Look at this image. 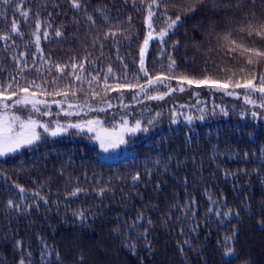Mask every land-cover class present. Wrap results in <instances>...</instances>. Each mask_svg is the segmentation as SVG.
Masks as SVG:
<instances>
[{"label":"trees","instance_id":"1","mask_svg":"<svg viewBox=\"0 0 264 264\" xmlns=\"http://www.w3.org/2000/svg\"><path fill=\"white\" fill-rule=\"evenodd\" d=\"M157 2L149 18L152 0H79V8L72 0H0V89L11 85L8 92H17L9 104L25 95L18 85L41 101L39 112L31 105L10 112L49 125L57 121L56 110L69 105L110 104L129 125L153 121L148 131L127 136L115 155L102 153L84 135L40 130V141L1 157L0 264H18L28 253L31 264H222L218 241L232 231L235 255L223 259L264 264V109L204 89L225 84L224 90L243 95L236 81L264 74V57L253 53L264 51V38L248 34L249 25L264 23V0ZM192 6L194 11L184 10ZM177 14L181 21L165 39L149 44L145 76L140 49L146 20L160 32ZM157 76L163 82L147 88ZM181 76L204 82L180 83ZM139 85L147 96L163 99H148ZM93 89L100 96L93 97ZM77 188L82 191L70 195ZM209 197L217 202L212 207L232 215L208 213ZM79 212L84 222L74 215ZM140 214L143 219L130 227ZM44 245L51 256L41 260Z\"/></svg>","mask_w":264,"mask_h":264},{"label":"snow or ice","instance_id":"2","mask_svg":"<svg viewBox=\"0 0 264 264\" xmlns=\"http://www.w3.org/2000/svg\"><path fill=\"white\" fill-rule=\"evenodd\" d=\"M5 2H8V0H5ZM202 2V0H196V3H200ZM73 6L76 8H79L81 5L79 3V0H72ZM153 5H156L157 7L159 6L157 0H152V3L149 5V18L154 15V13L151 11V8ZM167 7V5H165V8ZM186 12L187 11H194L195 8L194 6L192 7H188L186 9H184ZM23 16H27L28 13L27 12H23L22 13ZM89 20L92 19L91 16L88 17ZM181 21V16L179 14L176 15L175 19H172L171 17L168 18V20L166 21L167 23V28L166 29H161L159 36L161 38H163L164 36L167 35V29H171L173 27H175L179 22ZM36 28L39 29L40 28V23L37 22L36 24ZM149 28H151V24H149ZM12 29L14 32H18V27L16 25L15 22H13L12 24ZM253 33H255L256 35H260L262 38H264V23H261L259 26V29L254 28L252 25H249V29H248V34L252 35ZM35 35V33H33ZM45 37H47V32L44 33ZM55 35L57 37L61 36L62 33L57 30ZM112 35H115V33H112ZM108 34H105V39H107ZM4 39H7V37H2ZM149 38H151V32L149 33ZM37 46L39 48V37L37 36ZM234 43V42H233ZM148 44V38H146L144 40V45L147 46ZM101 47H103V45H101ZM245 51H249L248 49H245ZM254 55L258 56V57H264V51H255L253 50ZM23 55V54H22ZM144 55H145V49L142 47L140 49V66H141V71L144 72L145 76H147V71L144 68ZM174 61L172 62V64L169 65V68H172L174 66ZM247 63L249 65H251L253 63L252 59H247ZM27 66V65H25ZM64 66H60L57 65V71H62ZM79 67L81 69H83V63H81L79 65ZM73 68H76V65H73ZM86 71V70H85ZM112 69L111 67L108 68V73H111ZM75 78L77 80H80L81 77L79 75H76ZM93 80H95L96 78L93 77ZM105 87L103 89V91L106 93L108 91V86H107V75L105 76ZM178 80L180 81V83H184L187 82L189 85L196 83V84H201L204 81H194L192 79H189L186 76H181L178 77ZM89 84L92 83V80L88 81ZM162 79L157 76L155 79L149 78L147 81V88H151L152 85L154 84H160L162 83ZM231 82V81H229ZM31 84H35L34 81L30 82ZM213 86L217 87L218 89H224L226 88L225 84H214ZM19 87V92L20 93H24L25 95L23 96V98L21 99H15L13 104H9L8 101H13V97L17 96V92L12 91V92H8V89L11 88V85H8L7 88L4 89H0V156H4L8 153H14L16 151H18L19 149H21L22 147H26V146H32L34 145L37 141L41 140V135L39 132L36 131L37 127H42L44 128L45 132L49 131V127L47 125H43V124H39L37 120L33 119L31 117V115H29L27 118H22L20 115H17L15 111L13 112H9L10 108H14L15 106H20V107H26L28 105H31L32 110L39 112L40 109L37 107V105L39 103H41V101L35 99L34 97H30L28 95V87L24 86V87ZM36 87H39V85H36ZM235 87L237 88H243L246 90L245 95H244V100L245 103L250 104L254 107H259L264 109V74H261L258 78L256 76H252L251 79H244L242 81H236L235 83ZM140 91L144 92L145 95L147 96V91H146V86L145 85H139ZM170 91L172 90L171 88L169 89ZM180 91H184L183 88H180ZM7 93V94H6ZM55 94L60 95L63 94L65 96H67V92H56ZM76 93L73 92L72 95H75ZM229 95H234L235 93H228ZM253 94H258L256 99H252ZM136 95H139V93H137ZM92 96L93 97H97L100 96V93L95 91V89L92 90ZM135 96H133V100H135ZM148 99H163V96H147ZM106 102V101H104ZM69 107H72V105H69ZM109 107H111V105L109 104ZM99 111H103V108L97 109ZM47 114V113H44ZM69 115H71V113H68ZM227 113H225L226 115ZM252 117L255 118L257 116L256 112H252L251 113ZM261 115H264V113H262ZM203 118V117H201ZM122 122H123V126L120 128L119 132L116 131V129H107L102 127V122L99 119L96 120H88L84 123H78V124H70L68 125V127L71 128H76V129H80L83 130L84 128H87V131L89 132H95L96 136L95 138L99 141L100 144V148L103 149L104 151H108L109 149H115L117 147H119V145L126 143L123 133L127 132V133H135L137 131H148V127L147 125H151L153 123L152 120H148L146 122V125L144 127H142L141 125V121L140 120H136L134 126L132 127H128V121L126 119H124L123 117L121 118ZM189 122H191V117L188 118ZM176 121H173V123H175ZM66 129L64 126H61L59 124H57V127L51 131V135L52 136H57L58 134L64 132ZM139 174H137L136 176L133 177L134 181L139 180ZM16 187L19 189L20 193L22 194V199H27L26 196H24L25 193V189L20 186V185H16ZM82 191V189L77 188L75 191L71 192L70 195L72 196H76L78 195L80 192ZM101 195L103 194L104 190L101 189L100 190ZM34 197H40L41 200L44 201V203H47V200L41 196V194L39 192H34L31 194ZM217 202L215 200H213L211 197H209V204L210 207L208 208V213H214L218 218H226L229 217L230 215H232L231 210H229L228 212H223L220 211L218 208H214L211 205L216 204ZM9 206H13L14 202L9 200L8 201ZM17 208L19 207V205H15ZM188 209H186L185 211H187ZM74 215L77 216V218L81 221L84 222L87 217H85L83 212H79V213H75ZM236 216L239 215V213H235ZM143 219L142 214H140L138 216L137 221H134L130 227H135L136 223H138L140 220ZM149 224H151V221H148ZM261 226L264 227V221H261ZM117 231H119V229H117ZM237 233L235 231H232L231 235H225L222 240L218 241V250L221 252L222 254V264H228L227 261H225L223 258L225 257H230V256H234L235 255V250L234 247L232 246L234 244L235 241V237H236ZM144 239L146 242V245L150 246V242L147 239V229H145V233H144ZM185 243H188V241H185ZM222 245V247H221ZM17 248H21L22 247V242L21 241H16V245ZM130 248H132L133 250L136 247L135 243H131L128 245ZM182 251V249H181ZM41 260H44L45 257H50L51 253L48 251V246L44 245L43 249L41 250ZM58 255V254H57ZM31 260H32V256L31 253L26 254L25 256H22L19 261L18 264H31Z\"/></svg>","mask_w":264,"mask_h":264},{"label":"rangeland","instance_id":"3","mask_svg":"<svg viewBox=\"0 0 264 264\" xmlns=\"http://www.w3.org/2000/svg\"><path fill=\"white\" fill-rule=\"evenodd\" d=\"M149 24H150V22H149V18H148L146 20V27H147L146 38H148V44H147V46H145L144 42H143V45H142V47L145 49V55H146L147 50L149 48V44L152 41H162L166 37V36H164L163 38H161L159 36L160 32H154L151 28H149ZM150 32H151V38H149ZM167 33H168V31H167ZM145 55H144V58H145ZM204 89L205 90L209 89L210 91H215L216 93H219L221 96L231 100L232 102L234 99L236 101L237 98H239V97L242 98V100H241L242 102H245V100H244L245 94H243V93H242L243 95H240L237 93H235L234 95H229L228 93L230 91H226L224 89H217L214 87H206ZM178 91L181 92L180 88ZM184 91H186V89H184ZM188 91H191L194 95H198V94H200L201 89L192 88V89H188ZM244 92H246L245 89H244ZM168 93H171V91H169ZM231 93H233V92H231ZM253 96H254V94H253ZM253 96H252V98H253ZM254 98L256 99V97H254ZM100 108H103V111L97 110ZM31 111L36 112L32 109H31ZM9 112H10V110H9ZM45 113H47V114H45V116H47L48 119H52V118H55L57 116V118H55L57 121L52 120L50 122V124L47 125L49 127V131H50L49 134H51V131L57 127V124H59L61 126H64L66 129L62 133H64V134L65 133H75V134H79V135H84L91 144L96 145L99 148V150L106 155H115L118 152H120L126 145V143H124V144L119 145V147H117L115 149H109L108 151H104L103 149L100 148L99 141L95 138V136H96L95 132H89V131H87V128L80 130V129L68 127V125H70V124L84 123L88 120L99 119L102 122V127L107 128L109 130L114 128V129H116L117 132H119L120 128L123 126V122H122L121 118L123 117L124 119L127 120V117L123 116L121 113H117V109L109 107V105L78 104L76 106H72L69 108L64 107L63 109L61 108L59 110H56V113L54 115L55 117L50 116V113H48L47 111H45ZM68 113H71V115H69ZM17 115H19V114H17ZM20 116L22 118H27L29 115L28 116L27 115H20ZM33 119H35V118H33ZM38 123L43 124L42 122H39V121H38ZM43 125H45V124H43ZM132 126H134V125H129V123H128V127H132ZM40 130L44 131V128L37 127L36 131L39 132ZM136 133L137 132H135V133L125 132V133H123L124 139L126 140L127 136H132V135H135ZM46 134H48V133H46ZM9 154H13V153H8L6 155H9ZM6 155H4V156H6ZM4 156H0V158L4 157Z\"/></svg>","mask_w":264,"mask_h":264}]
</instances>
